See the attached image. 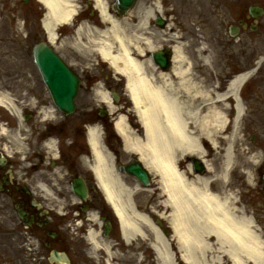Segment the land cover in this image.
I'll use <instances>...</instances> for the list:
<instances>
[{
	"label": "bare ground",
	"instance_id": "6f19581e",
	"mask_svg": "<svg viewBox=\"0 0 264 264\" xmlns=\"http://www.w3.org/2000/svg\"><path fill=\"white\" fill-rule=\"evenodd\" d=\"M36 1L45 9L42 26L47 40L57 47V31L60 26L75 20L80 12L78 1ZM93 1L98 12L94 24L81 21L72 31V38L64 42L71 44L85 58L95 56L88 68L94 66L96 60L101 61L124 79L141 135L131 130L122 114L115 120V129L122 139L125 157L136 154L148 173L156 177L154 183L162 194L159 204L167 209L161 212L150 207L152 212L159 214L152 216L154 219L147 217L139 207L135 209L131 196L133 192L137 198L144 194L146 189L140 187L145 185L140 180L142 177L129 174L134 163L120 166L122 173L118 172L111 152L101 142L99 126H89L87 140L92 160L87 164L119 219L124 242L134 246L136 241L146 240L157 264H174L172 254L182 264H264V235L256 219L239 201L236 191L229 189L231 171L235 169L234 143L239 141L240 121L245 112L238 98V88L251 72L234 75L224 92L219 93L215 87L208 88L207 79L213 63L208 47L202 43V47L197 48L194 44L193 49H185L177 34L172 32L170 23L165 30L151 25L156 14L163 15L160 0H138L123 17L110 12L108 2L113 0ZM163 44H170L172 48L168 69H162L151 58ZM163 53L157 51L156 55L163 57ZM94 98L106 102L109 111H114L101 83L94 87ZM230 99L232 105L228 106ZM218 105L226 106L227 112L233 111L232 120L218 109ZM0 106L15 116L20 115V104L13 103L12 98L1 90ZM54 113L51 106L38 110V116L43 120L54 118ZM0 134L24 144L25 137L20 130L12 133L1 124ZM54 145L52 139L45 143L53 152ZM209 147L222 153H219L221 166L217 174L208 158ZM4 150L8 154L12 152L6 144ZM216 154L213 152L212 156ZM189 156L199 157L198 161L193 158L197 166L193 169L201 171L205 166L208 177L195 172L189 160L183 169L184 158ZM254 157L258 159V155ZM76 183L80 184V181L76 180ZM40 186L45 190L44 195L50 199L54 197L43 184ZM82 191L81 187L77 193ZM143 201L141 198V205ZM91 216L94 220L95 214ZM88 235L94 250L103 246L110 257H118L117 251L101 242L93 230ZM108 264H114L112 259Z\"/></svg>",
	"mask_w": 264,
	"mask_h": 264
},
{
	"label": "flooded vegetation",
	"instance_id": "af4514ba",
	"mask_svg": "<svg viewBox=\"0 0 264 264\" xmlns=\"http://www.w3.org/2000/svg\"><path fill=\"white\" fill-rule=\"evenodd\" d=\"M199 1L207 3L208 14H216L217 26L226 30L222 36L244 35L252 23L256 25V32L264 34V0ZM251 5L263 9L261 16H253L249 11ZM91 6V2L86 4V15L90 14ZM244 22L247 27L243 26ZM231 26L237 28L236 33L230 34ZM89 74L83 72L81 76L73 114L64 116L55 111L54 118L48 120L30 114L31 124L26 130H30L32 136H25L19 154L13 157L1 151L4 141L0 142V264H104L105 250L91 252L90 230L101 242L117 251L116 259L110 257L114 264H136V256L144 258L143 246L134 248L124 243L112 209L88 165L91 151L87 128L92 124H97L103 132V142L115 163H126L122 142L114 127V115L104 104L93 106L94 80L89 79ZM261 80L258 86L251 84L250 87L257 98H262L264 93V77ZM104 85L117 96L116 111H126L128 103L122 81L112 79ZM87 88L88 94L85 93ZM46 96L48 101L43 97L40 101L33 98L37 107L51 103ZM80 96L91 100L80 102ZM67 129L71 130L69 136L65 133ZM51 139L55 144L54 152L45 146ZM256 172L254 188L244 193L240 200L246 208L252 209L258 222H264V216H260L264 214V163L259 164ZM76 180L84 184V200L74 199L77 195L72 185ZM40 184L54 195L52 199L44 195ZM91 214H95L94 220ZM75 222L78 227L74 230Z\"/></svg>",
	"mask_w": 264,
	"mask_h": 264
},
{
	"label": "rangeland",
	"instance_id": "374dc122",
	"mask_svg": "<svg viewBox=\"0 0 264 264\" xmlns=\"http://www.w3.org/2000/svg\"><path fill=\"white\" fill-rule=\"evenodd\" d=\"M77 1L80 5V9L82 10L81 12H83L82 0ZM143 2H147V0H143ZM163 4L164 12L165 14H168L167 22L169 21L171 26H173L172 32L178 34L182 40V43L185 45V49H193L194 44L197 46L198 42H196V39L199 41H204L205 45L209 47L211 53L210 57L211 60H213V68H210L212 71L210 76L214 77L213 81L216 82L215 77H222V73L227 75L230 71V67L226 68L223 63L226 62V57L228 54L225 52H220L219 47H216V45H214L212 42V39L209 38L206 27L195 21L192 0H163ZM43 11V7L36 0H28L27 2H24V0H0V90L12 98L13 103L20 104L22 108L23 106L27 107L28 105L33 104V102L30 100H32L31 98L34 97L35 99H38V101H40L39 98L41 97L48 101L43 86L40 83L36 68L33 65L31 56L32 46L43 38V32L39 25V18L41 17ZM81 16L82 15L76 18L75 24L79 22V18H81ZM197 16H200V14L198 13ZM58 31L60 33V37L57 47L55 46L56 50L59 51V53L67 61H72L76 65L75 68H79L82 72L86 71L87 68V70L90 71L89 79L96 80L97 82L105 81V77L109 76V69L106 67V65H101V63H98V65L93 66V70H91L92 68H88L87 66L89 62L93 60L95 56L85 58L81 52L75 51L74 48L70 46L71 44L64 42L70 40L73 36L70 27H67L66 25L60 26ZM184 32L185 34H183ZM170 44L172 45V42H170ZM189 45L191 46L188 47ZM245 49L247 52L245 58H239L242 62V64H239L241 68L247 66L250 63V60L256 54V52L253 54V51L249 49V47H246ZM206 54H208V52ZM259 54L263 55V52ZM197 64L200 65L201 62H198ZM84 66L85 69L83 70L82 68H84ZM197 69L201 71L202 68L198 67ZM220 71H222V73ZM96 74L98 77L94 79ZM222 78H220L219 81L223 80ZM258 84H261V78L253 80L254 86ZM246 91L244 92L245 96H247ZM85 93H90L88 88L85 90ZM263 97L264 93L262 98H257L254 100L249 99V97H245V104L247 105V108L243 123H240L241 128L242 126L243 128L239 134V148H242L243 145L246 147V149L249 148L251 151L257 150L259 148L264 151V111H262L264 108ZM258 99H262V108L258 103ZM90 100L91 99H89V97L84 98L80 96L79 101L89 102ZM25 111H28V109H25ZM0 116V123H8L7 125L11 128L15 120L11 111L8 109H6V111L0 110ZM39 118L40 116L37 117V119ZM37 119H35V122H37ZM30 124L31 121L27 123V130ZM70 131V129L65 131L67 136L70 135ZM136 133L141 135L139 132ZM27 134L29 137L32 136L30 134V130L27 131ZM10 138L12 141H14L12 137ZM1 141L3 142V138L0 137V142ZM10 143L13 145L14 142ZM213 152L216 153L218 151H209V159H211L214 171L217 174L221 165L220 157L219 154L212 156ZM245 154L248 155L247 150ZM241 156V151L236 150L235 160L236 163H240L239 169L242 170L251 168L252 165L246 162V159L244 162V158H241ZM183 163L184 164H182V167L184 169L187 162L185 163V161H183ZM207 175L208 173L203 174L204 177ZM151 176L153 178V183L151 188H149L151 190H144V194H141V197L144 199V204H146L147 207L154 206V210L160 211L162 208L159 204V201L162 199V194L158 188L154 189V187L156 188L154 183L156 181V177L154 175ZM233 177H236L235 174H233ZM237 178L235 180H237ZM239 180L241 181V178H238L237 180L240 186H235V182L233 183L235 185H230V189L235 190L236 193L237 191L242 193V187H244L241 185ZM244 189L246 192L248 191V187H244ZM263 225H261V233L264 235ZM145 254L149 257L147 256L144 264H157V260L154 257L152 250L149 252L146 251Z\"/></svg>",
	"mask_w": 264,
	"mask_h": 264
},
{
	"label": "water",
	"instance_id": "95a60500",
	"mask_svg": "<svg viewBox=\"0 0 264 264\" xmlns=\"http://www.w3.org/2000/svg\"><path fill=\"white\" fill-rule=\"evenodd\" d=\"M133 0H119L121 6L129 7ZM161 24V22H158ZM154 60L165 66V60L159 55L153 56ZM33 60L49 90L53 94V99L60 109L70 111L72 109L71 95L76 90V79L62 63L59 57L53 53L51 48L43 41L36 44L33 48ZM196 166V163H194ZM130 171L146 184L148 176L146 171L139 163L130 167Z\"/></svg>",
	"mask_w": 264,
	"mask_h": 264
}]
</instances>
